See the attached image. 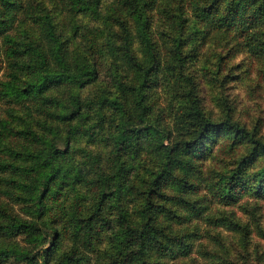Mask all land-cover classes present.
<instances>
[{"label":"trees","instance_id":"obj_1","mask_svg":"<svg viewBox=\"0 0 264 264\" xmlns=\"http://www.w3.org/2000/svg\"><path fill=\"white\" fill-rule=\"evenodd\" d=\"M86 16L101 26L92 32ZM216 36L264 59V0H0V264H188L195 254L205 264H254L251 252H194L196 234L183 229L210 210L205 197H190L205 182L196 165L216 134L264 150L238 122L202 111L187 60ZM102 60L111 81L85 96ZM172 80L183 104L172 123L193 132L174 140L172 111L150 104ZM106 129L105 165L88 152L78 159L74 138L92 143ZM206 185L224 206L264 198V168L250 175L240 165ZM78 188L87 195L69 213L50 214L49 198ZM7 203L22 215H7ZM64 236L72 244L54 261Z\"/></svg>","mask_w":264,"mask_h":264},{"label":"rangeland","instance_id":"obj_2","mask_svg":"<svg viewBox=\"0 0 264 264\" xmlns=\"http://www.w3.org/2000/svg\"><path fill=\"white\" fill-rule=\"evenodd\" d=\"M83 25L88 24V29L92 32L100 25L94 20L93 16L81 17ZM214 42L210 41L200 51L198 60H187L188 68L191 73L197 74V87L199 98L202 105V111L214 120L220 122L231 118L244 126L256 139L264 141V59L258 56H251L248 52L235 49L236 44H225L221 37H214ZM234 49L231 51V47ZM100 65L101 78L97 84L90 86L84 93L90 96L97 92L101 87L111 81L109 73L110 62L102 60ZM3 71L0 74L2 78ZM174 80L168 83L166 89L162 86L152 90V100L150 104L154 111L168 109L172 111L168 114L166 120L168 129L172 131V138H178V134L190 136L193 132L188 127L179 125L177 127L172 123V115L181 113L182 102L178 97V91L173 85ZM156 91V93H155ZM182 92V90H181ZM155 93V95H154ZM154 95V96H153ZM174 95V96H173ZM4 106L0 104V116L5 118L2 112ZM176 130V131H175ZM108 130H101L92 143H88V137H75L73 140L77 158L84 156L88 152L95 156L103 158L102 166L105 165V155L108 154V145L105 142ZM215 140L209 141L206 145V158L198 159L197 170L205 178L201 183V191L198 195H193L190 199L197 200L205 197L203 205L210 210L203 217L194 218L192 223L188 224L186 233L196 234L194 238V252H251L249 263L264 264V198H255L251 195H243L239 204L224 206L214 201L207 190V183H216L222 175L229 174L237 170L238 166L244 165L247 168V174H252L264 168V150L254 148L246 139L236 141L232 133L222 132L215 136ZM64 149V145H60ZM147 156L143 162L142 175L153 172V162H147ZM81 160V159H80ZM96 168L92 173L95 176ZM167 192V191H166ZM170 194H173L169 190ZM87 195L86 188H78L66 192L60 200L49 198L52 204L50 213L53 216H63L69 213L71 207L77 204L79 197ZM175 196H179L176 194ZM5 200V199H3ZM6 201V200H5ZM84 204L83 201H81ZM138 204V201L134 202ZM7 215H22L19 205L13 206L7 203ZM177 208V206H176ZM209 217V218H208ZM218 218H226L240 224L243 230L237 232L229 231L226 227L216 226L213 221ZM62 219V218H61ZM69 236H64L59 244L54 261L67 251L71 246ZM47 245L46 248H48ZM43 252V251H42ZM195 260H190L188 264H205V262L194 255ZM43 262V261H41ZM242 262V261H241ZM13 264V263H12ZM17 264V263H14ZM186 264V263H185Z\"/></svg>","mask_w":264,"mask_h":264}]
</instances>
